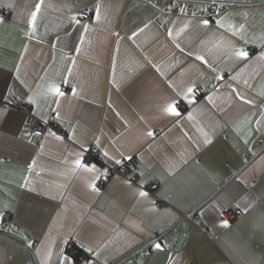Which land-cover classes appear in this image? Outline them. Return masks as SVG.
Segmentation results:
<instances>
[{
  "label": "crops",
  "instance_id": "1",
  "mask_svg": "<svg viewBox=\"0 0 264 264\" xmlns=\"http://www.w3.org/2000/svg\"><path fill=\"white\" fill-rule=\"evenodd\" d=\"M1 10L0 264H264V0Z\"/></svg>",
  "mask_w": 264,
  "mask_h": 264
},
{
  "label": "built area",
  "instance_id": "2",
  "mask_svg": "<svg viewBox=\"0 0 264 264\" xmlns=\"http://www.w3.org/2000/svg\"><path fill=\"white\" fill-rule=\"evenodd\" d=\"M167 11H168V13L176 14L180 11V6L174 2H171L168 4ZM0 14L3 16H6L5 10H1ZM214 14H215L214 11L209 12L206 18L209 20L210 18H212V16H214ZM80 17L88 18L89 13L86 11L82 12L80 14ZM195 92H196V94H201V91L199 90V88H196ZM22 107L26 108V106H22ZM44 126H50V124L49 123H42V122L37 120L32 126V131L34 133L39 134L42 132V129L44 128ZM54 129L56 131H60V126L56 125V126H54ZM100 156H101V150L98 147L93 146V147L84 151V156H83L84 162L85 163H92V162L98 163V162H100L99 161ZM137 163L138 162L135 158H129L119 165H106V168H107L110 175H119V176L128 178L132 182H135L136 176L134 173H131V172H132V170L136 169ZM156 187H157V183L153 182V183L149 184L148 190L154 191ZM240 213L241 212L239 210H236V211L228 210L225 212L227 217H232L234 215L238 216V215H240ZM195 217H197V215ZM69 246H72V243H69ZM78 260L80 262L87 263V264L93 263V259H92L88 250L81 251L78 254Z\"/></svg>",
  "mask_w": 264,
  "mask_h": 264
},
{
  "label": "snow or ice",
  "instance_id": "3",
  "mask_svg": "<svg viewBox=\"0 0 264 264\" xmlns=\"http://www.w3.org/2000/svg\"><path fill=\"white\" fill-rule=\"evenodd\" d=\"M41 3H42V0H41ZM40 7H41V4H40V3H37V4L35 5V9H36V10L31 14L30 24L32 25L33 30H34V28H35V20H36V17H37L38 12H39V10H40ZM73 19H75V17H73ZM97 19H99V16H97ZM2 22H3V21L0 20V23H2ZM207 23H208V21L205 20V21H204V24L206 25ZM221 26H223V25H221ZM84 28H85V30H87V25H84ZM77 51H79V49H77ZM237 55L243 58V57H246V56H247V53L244 52L243 50H241L240 52L237 53ZM197 59H201V60H202L203 58H202V57H197ZM69 72H70V69H69ZM49 91H51V92H53V93H56L57 95H62V94H63V93L60 92L59 88H58L56 85H51L50 88H49ZM188 92L191 93V92H192V89L189 88V89H188ZM164 111H166V112H168V113H170V114H172V115H179V112L177 111V108H176V106H175L174 103L168 105V106L164 109ZM149 134L151 135V133H149ZM76 164H77L79 167H85V166L81 163L80 160H77V161H76ZM86 170H88V171H96V169H95L94 167H93V168H87ZM139 195H140L141 197H144V196L147 195V193H145V192H140ZM0 214H2V213H0ZM223 225H224V226H227V221H224V222H223ZM155 247H156L157 249H159V248L161 247V245H160L159 243H157V244L155 245Z\"/></svg>",
  "mask_w": 264,
  "mask_h": 264
},
{
  "label": "trees",
  "instance_id": "4",
  "mask_svg": "<svg viewBox=\"0 0 264 264\" xmlns=\"http://www.w3.org/2000/svg\"><path fill=\"white\" fill-rule=\"evenodd\" d=\"M69 251H73V246H69L68 248H67ZM77 250H75L74 252H76Z\"/></svg>",
  "mask_w": 264,
  "mask_h": 264
}]
</instances>
